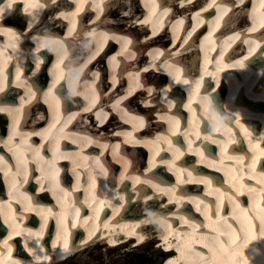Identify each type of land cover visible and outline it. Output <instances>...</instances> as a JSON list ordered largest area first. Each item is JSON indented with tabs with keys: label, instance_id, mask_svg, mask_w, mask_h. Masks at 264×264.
Returning a JSON list of instances; mask_svg holds the SVG:
<instances>
[{
	"label": "bare ground",
	"instance_id": "1",
	"mask_svg": "<svg viewBox=\"0 0 264 264\" xmlns=\"http://www.w3.org/2000/svg\"><path fill=\"white\" fill-rule=\"evenodd\" d=\"M121 1L5 0L0 4L1 24H5L2 21L5 17L11 18L15 24L7 26L9 29L0 25V30H6L15 38L16 49L20 51L17 57L13 56L6 42H0V92L3 91L5 97L19 100V103H6L1 108L12 115L16 116L17 111L21 115L23 104L31 94H36L34 101H37L41 90L44 94L50 93L49 99L40 96L44 103L37 102L43 105L37 110L40 115L34 119L35 123L27 130L25 145L37 148V139L31 141L28 137L40 134L42 130L44 137L50 139L49 145L54 152L65 138L76 144L59 149L52 155L51 164L46 161L44 170L53 168L54 172H43L42 185L35 192L40 199L25 202L29 207L27 212L22 211L23 215H32V212L41 218L38 227H26L20 211L19 215L14 213L12 203L7 202L10 208L4 219L11 228L4 241L5 246H0V264H63L64 260L90 244L99 242L107 249L105 257H110L114 251L127 249L130 243L142 246L151 244L154 238L159 247L153 246V254L163 256L162 264H264V209L259 201L264 192V173H257L254 177L259 181L248 187L242 185V169L233 168L231 163H243L242 155H236L232 150L237 130L246 144V161L256 164L262 154L254 143L256 139L250 134L249 124L253 129L261 123L257 142H262L264 110L252 109L255 106L251 104L264 106V0ZM136 3H139L138 7ZM47 12L49 16L42 21ZM87 15L89 17L85 19ZM27 17L28 25L24 30L23 19ZM114 18L125 22L129 19V22L117 24ZM206 25L210 26L207 30ZM27 32L42 37V41L32 47V52L27 47L30 53L25 55L21 50L27 45ZM163 38L165 43H160L159 39ZM48 47L56 53L49 69L50 79L44 67L39 65L49 54ZM25 59L30 67L33 66L29 64L31 60L38 64L30 75L21 73ZM12 60L17 66L13 71V81H7L9 68L13 67ZM33 74L35 81L30 79ZM48 79L45 88L42 85ZM60 80L65 86L67 82L68 93L61 92L62 82L57 86ZM225 83L228 86L226 97L220 91ZM185 93L186 96L183 95ZM241 97L250 99V105L241 103ZM137 99H141L147 108L145 112L140 105L136 107ZM221 99L224 100L220 102ZM133 100L136 103L132 105ZM224 101V108L235 114V120L228 117L224 121L223 114L214 108L215 104L221 106ZM96 103L100 109L96 113L89 112ZM112 110L115 111L110 113ZM92 113L100 123L109 121L116 113L121 121L132 123L131 136L125 135L119 127L110 135L103 129L107 125L101 127L105 134L93 124ZM1 115L4 114H0V119H3ZM48 115L51 118L46 125L36 123ZM207 117L221 137L218 143L212 144L206 131L201 135L200 131L193 132L194 127H201L206 122ZM72 122L76 128L69 127ZM137 126H145L150 132L143 134ZM167 126L171 131L164 132L162 127ZM253 131L257 132V129ZM178 132L187 135L194 172L168 165L160 173L162 167L153 157L165 148V144L172 143ZM122 136L125 145L120 141ZM53 137H56V142ZM238 139L240 137L235 140ZM146 141L150 164L142 161L143 154L137 157L144 152L141 145ZM18 142L17 139L12 140L14 145L10 148L18 151ZM90 144L97 146V150L88 153L85 148ZM175 147L174 143L168 151L173 153L175 150L176 157L184 154V149ZM99 148L107 150L105 155L110 154L121 169L104 155L98 156ZM217 150L225 153L220 161L214 153ZM46 154L42 156L45 159L49 156ZM21 155L14 156L17 162L21 161ZM31 156L40 157V153L25 155L26 159ZM62 158L72 162L68 169L75 177L81 176L71 188H60L58 183V179L67 178L59 175L65 168L60 163ZM0 162V168L8 173L10 167L2 157ZM204 165L221 173H206L208 170ZM159 177L172 183H162ZM237 178L239 185L234 183ZM222 180L225 181L223 185ZM228 185L246 192L256 204L254 210L260 219V224L257 223L259 230L251 226L255 227L256 223L248 212V204H228L235 197V192ZM18 188L23 193L21 184ZM47 190L57 197L62 207L48 205ZM80 193L84 194L83 200ZM139 204L145 206L146 213L137 210ZM179 206H182L180 211L184 210L194 220L173 210ZM148 208L157 209L158 213ZM225 208L232 210L227 213ZM64 213H70V216L62 219ZM232 216L247 224L244 232L239 233ZM51 218L58 222L54 236L53 229L51 233L44 232L46 221L52 225ZM2 224L0 221V228ZM72 231L79 235L80 240L76 243L67 240ZM43 234L42 246L31 247L33 240L38 241ZM19 239L23 248L24 244L30 245H27V250L31 255L27 250L23 252L20 246L16 248L18 254L33 258L20 259L7 251L8 246L11 250L12 246L18 245ZM48 244L53 246L52 252L47 248ZM171 248L176 249V255L162 253ZM69 254L73 255L68 258ZM92 257L95 260L96 256Z\"/></svg>",
	"mask_w": 264,
	"mask_h": 264
},
{
	"label": "rangeland",
	"instance_id": "2",
	"mask_svg": "<svg viewBox=\"0 0 264 264\" xmlns=\"http://www.w3.org/2000/svg\"><path fill=\"white\" fill-rule=\"evenodd\" d=\"M122 1L124 2V0H122ZM133 1L134 2H138L139 0H133ZM139 3H138V5H139ZM136 5H137V3H136ZM138 5H137V7H138ZM241 19H240V21L242 23ZM113 20L117 24L118 23L126 24L127 22H129V19H125L126 22L123 19H120V18H114ZM243 24H244V22H243ZM125 26H127V25H125ZM136 31L138 32V30H136ZM137 32H135V33H137ZM167 38H170V36H167ZM148 41H150V40L148 39ZM164 41H165L164 38L163 39H159L160 43H162ZM144 53H145V51H144ZM139 61H138V64H139ZM100 62H101V60L99 61V63ZM102 64L103 63L101 62V66H102ZM109 70L111 71L110 66H109ZM105 80L106 79H104V81ZM137 100L139 101L140 99H137ZM135 101L134 100L132 101V105L134 103L138 102V101H136V102ZM110 120H112V121H110ZM110 120L105 122L106 124L107 123L108 124H107L106 128H103L104 130H107L110 125H114V123H116V121L114 119H110ZM136 208H137V210L142 211L143 210V205L139 204V205H137ZM135 244L137 245V243H130L127 246V249H123V250L119 249L117 251H114L113 253H111V255H109L110 257H107V255L105 257V254H106L105 252L107 251V249H104V245L101 242L96 243L94 245L90 244L89 247L79 251L72 258L69 256L70 258L68 257L69 259L68 260H64L63 261L64 263L63 262L62 263L63 264H79V263L80 264H92V263L93 264H162L163 256L160 255V254H153V246L159 247L158 246L159 243H157V241H155V238L152 239L151 244L145 243L142 246H140V245L135 246ZM92 256H96L95 260L93 259Z\"/></svg>",
	"mask_w": 264,
	"mask_h": 264
}]
</instances>
